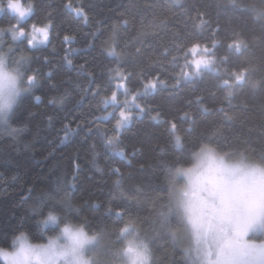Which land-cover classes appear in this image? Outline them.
I'll return each instance as SVG.
<instances>
[{
  "label": "snow or ice",
  "instance_id": "6c2138e0",
  "mask_svg": "<svg viewBox=\"0 0 264 264\" xmlns=\"http://www.w3.org/2000/svg\"><path fill=\"white\" fill-rule=\"evenodd\" d=\"M228 2L233 8L251 13L252 18L260 21L264 28V0H252L248 4L242 0ZM175 3L181 5L179 11L169 9L161 20L165 26L171 22L174 29L167 45L160 42L153 24H146L142 16L137 19L131 14L121 23L125 29H135L132 40L119 44L115 39L117 28L113 26L111 48L100 49L101 55L114 61L115 67H107L99 73H85L88 85L79 103L94 101L87 109L92 118L84 120L85 137L98 138L101 146L112 148L121 156H125L124 149H116L114 144L119 141L122 130L130 127L134 113L155 112L150 118L168 123L175 147H186L184 138L178 134L177 122L164 117L162 110H157L158 106L151 103L160 90H169L170 95L177 94L185 84L195 86L198 81L203 82L206 74H214L221 77L219 87L226 90L225 98L230 103L238 87L247 83H251L254 89L260 86L261 81L251 80L249 75L258 70L256 67L232 71L222 67L229 62L227 53L235 51L241 54L248 48L245 41L228 42L226 53L218 56L221 41L205 38L206 28L210 29L213 37L220 32L219 4L202 6L198 2L186 7L182 0H175ZM155 5L156 0H150L144 11H152ZM66 7L71 8L72 5L69 3ZM212 9L216 10L215 21L212 20ZM36 11L35 2L0 0V13L10 14L7 26H0V129H6L8 135L15 136L23 131L9 125L10 113L21 95L31 92L40 82L39 68L32 66L36 57L17 56V53L24 51L21 45L34 49L37 34L42 37L39 42L45 45L53 35L51 11L46 13L45 23H29ZM74 12L87 20L83 7L75 8ZM120 15L123 17L125 14ZM192 20L196 22L189 29L188 21ZM70 39L64 36L66 42ZM42 59L48 62L47 57ZM67 62L72 63L71 60ZM86 64L85 61L81 69ZM169 66L176 67L178 72L168 73ZM222 73L227 78H223ZM46 75L51 76V71ZM34 99L40 101L41 97L37 95ZM195 99L201 111L211 113L212 109L202 103L203 95ZM186 103L190 105L192 101ZM109 108L111 112H108ZM217 110L222 113L224 122L219 127L208 126V131L193 146L198 147V151L189 149L196 162L191 167H165V195L150 202L151 215L131 208L114 210L109 206L107 212H114L116 217L111 226L94 228L88 217H83L78 224L73 223V214L80 216L89 202L74 203L72 190L75 184L64 186L58 181L54 188L39 195L37 203L29 207L30 212L42 217L36 221L40 235L45 236L44 229L49 226L55 234L47 235V243H30L28 235L20 232L13 238L10 250L0 247V258L5 264H159L158 259L154 261L155 242L168 237L174 244L173 251L179 249L186 264H264V172L249 174L233 164L237 161L264 165V147L257 151L244 137L241 139L243 147L224 150L232 133L231 126L244 121L242 112L229 113L223 106ZM97 112H106L107 115H96ZM110 117L116 121L113 125L115 136H108L105 127L110 123ZM181 119L187 122L186 131L191 134L196 125V115L185 111ZM220 128L226 131L217 136ZM252 131L253 128L248 129V132ZM260 136L264 139V126L260 128ZM95 146L94 143L93 148ZM182 155L179 154L177 160ZM127 162L131 164V160ZM76 167L78 170L79 166ZM112 171L118 177L122 175L119 168ZM75 179L73 176L72 180ZM32 191L28 190V196L23 198L25 202L31 198ZM124 198L129 205L139 208L141 201L135 196ZM165 199L166 202H162L157 210L156 200ZM99 207L98 203L92 204L93 209ZM166 264H177L175 256L169 257Z\"/></svg>",
  "mask_w": 264,
  "mask_h": 264
},
{
  "label": "trees",
  "instance_id": "16d2710c",
  "mask_svg": "<svg viewBox=\"0 0 264 264\" xmlns=\"http://www.w3.org/2000/svg\"><path fill=\"white\" fill-rule=\"evenodd\" d=\"M25 1L37 4L36 14L29 23H45L46 13L51 11L54 27L48 44L31 50L21 45L24 51L17 53V56L36 57L32 66L39 68L40 82L31 92L24 93L18 99L10 114L9 125L23 131L13 136L8 135L6 129H0V247L10 250L13 238L20 232L27 234L32 243H44L47 235L55 234V230L49 226L44 229L46 235H40L36 221L42 217L30 212L29 207L37 203L39 195L54 188L58 181L64 186L75 184L72 190L74 203L89 202L80 216L73 214V223L78 224L83 217H88L94 228L111 226L116 217L114 212H107L109 206L114 210L131 208L141 214L151 215L150 202L165 195V167H191L195 158L191 156L189 149L198 151V147L193 146L205 135L208 126L219 127L224 122L222 113L217 110L221 106L229 113L242 112L244 121L243 124L236 122L231 126L232 133L224 150L243 147L241 139L244 137H247L257 151L264 147V139L260 136V128L264 126V28L260 21L252 18L251 13L233 8L228 0H182L186 7L198 2L202 6H221L220 32L213 37L210 29L206 28L205 38L209 41H221L218 56L226 53L228 42L245 41L248 48L241 54L235 51L227 53L229 62L222 67L229 71L256 67L258 70L249 75L251 80L261 81L260 86L254 89L251 83H247L238 87L230 103L225 98L226 90L219 87L221 77L214 74H206L203 82L198 81L195 86L185 84L177 94L170 95L169 90H160L151 99V103L154 107L158 106L157 110H162L164 117L177 122L178 134L184 138L186 147H175L168 123L150 118L155 112L142 115L134 113L130 127L122 130L119 141L114 144V148L124 149L125 156H121L112 148L101 146L98 138L85 137L84 120L86 117L92 118L87 109L90 103H94L91 100L83 105L79 103L84 95V88L88 85L85 73H99L107 67H115L114 61L101 55L100 49L111 48L113 26L117 28L115 39L119 44L132 40L135 29H125L121 23L122 19L130 18L131 14L136 15L137 19L142 16L146 24H153L154 30L159 33L158 39L167 45L174 29L171 22L165 26L161 24V20L169 9L179 11L181 5L175 3V0H156L155 8L145 12V5L150 0ZM251 2L252 0H242L244 4ZM69 3L71 8L66 7ZM79 7H83L87 20L75 14L74 9ZM211 11L212 20L215 21L216 10ZM120 13L125 15L122 17ZM153 16L156 17L155 20ZM9 19L10 14L3 13L0 26H7ZM195 22L188 21L189 29ZM65 35L71 38L67 42L64 40ZM117 51H120L119 47ZM43 57L48 58L47 63ZM68 60L72 63L69 64ZM85 61L87 64L81 69L80 66ZM49 71L51 76L46 75ZM176 72V67L169 66L168 73ZM222 77L227 78L223 73ZM168 82L172 83L171 80ZM212 92L216 95L212 96ZM37 95L41 97L40 101L34 99ZM198 95L204 96L202 103L212 109L211 113L201 111L200 104L195 99ZM50 100L55 102L49 103ZM187 101L192 103L189 105ZM111 111L109 108L108 112ZM185 111L194 113L197 118L191 134L186 131L187 122L181 119ZM96 115L107 113L97 112ZM115 122L110 117V123L105 125L108 136L117 134L113 129ZM249 128L254 131L248 132ZM225 131V128H220L217 136ZM137 149L140 151H136ZM134 151L136 154L132 156ZM181 153L183 155L177 160ZM128 160H131V164ZM114 168H119L122 175L118 177L112 171ZM73 176L76 177L75 181L72 180ZM29 189H33L32 195L25 202L23 198L28 196ZM125 196H135L140 200L139 208L129 205ZM162 202H166V199L156 200L157 210ZM93 203H98L100 207L93 209ZM173 250L171 239L162 237L155 242L154 261L158 259L159 264H166L169 257L174 255L177 264H186L181 259L180 250ZM0 264H4L1 259Z\"/></svg>",
  "mask_w": 264,
  "mask_h": 264
},
{
  "label": "clouds",
  "instance_id": "9594fccd",
  "mask_svg": "<svg viewBox=\"0 0 264 264\" xmlns=\"http://www.w3.org/2000/svg\"><path fill=\"white\" fill-rule=\"evenodd\" d=\"M233 164H236L242 171L249 174L255 173L259 175L261 172H264V165H259L252 162H237L234 161Z\"/></svg>",
  "mask_w": 264,
  "mask_h": 264
},
{
  "label": "rangeland",
  "instance_id": "374dc122",
  "mask_svg": "<svg viewBox=\"0 0 264 264\" xmlns=\"http://www.w3.org/2000/svg\"><path fill=\"white\" fill-rule=\"evenodd\" d=\"M28 2H29V1H28ZM28 2L25 1V3H28ZM41 39H42V37L39 36V34H37L36 46H42V45H45V44H41V43L39 42ZM23 94H24V93H23ZM23 94H22V95H23ZM22 95H21V96H22ZM121 100H123V97L121 98ZM15 106H16V105H15ZM15 106H14V108H15ZM10 114H11V113H10ZM195 162H196V161H195ZM195 162H194V163H195ZM194 163H193V164H194ZM193 164H192V165H193ZM192 165H191V166H192ZM29 242H30V241H29ZM30 243H32V242H30ZM44 243H47V241H44ZM0 259L2 260V258H0ZM2 261H3V260H2ZM3 263L5 264L4 261H3Z\"/></svg>",
  "mask_w": 264,
  "mask_h": 264
},
{
  "label": "flooded vegetation",
  "instance_id": "af4514ba",
  "mask_svg": "<svg viewBox=\"0 0 264 264\" xmlns=\"http://www.w3.org/2000/svg\"><path fill=\"white\" fill-rule=\"evenodd\" d=\"M2 14H3V13H0V18H1V16H2Z\"/></svg>",
  "mask_w": 264,
  "mask_h": 264
}]
</instances>
